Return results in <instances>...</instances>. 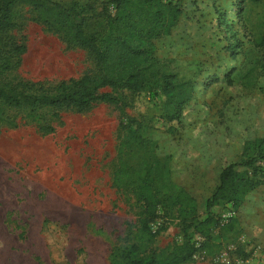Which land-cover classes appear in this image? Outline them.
I'll return each instance as SVG.
<instances>
[{
	"label": "rangeland",
	"instance_id": "obj_1",
	"mask_svg": "<svg viewBox=\"0 0 264 264\" xmlns=\"http://www.w3.org/2000/svg\"><path fill=\"white\" fill-rule=\"evenodd\" d=\"M54 1L87 7L96 28L115 11L111 0ZM173 1L182 15L170 35L155 40L152 69L191 83L177 119L166 116L161 81L125 89V105L100 101L84 112L46 106L34 111L37 118L26 103L0 100V236L12 239L21 264H113L126 239L146 255L167 254L189 237L198 250L183 264H264V181L225 221L230 225L216 224L232 208L228 198L207 209L222 168L246 160V143L264 137V0ZM54 17L29 4L15 10L16 25L0 35V48L27 50L21 63L1 68L0 84L54 88L94 68L86 49L56 31ZM129 120L153 145L124 139L121 123ZM156 159L194 200L162 199L149 232L141 228L139 199L147 192L129 175ZM160 172H151V188L176 198Z\"/></svg>",
	"mask_w": 264,
	"mask_h": 264
},
{
	"label": "trees",
	"instance_id": "obj_2",
	"mask_svg": "<svg viewBox=\"0 0 264 264\" xmlns=\"http://www.w3.org/2000/svg\"><path fill=\"white\" fill-rule=\"evenodd\" d=\"M115 5L113 15L106 24L93 27L87 18L88 8L74 3L65 6L54 0H0V35L11 30L15 25V10L20 5L29 4L35 10L53 14L51 22L57 32L63 33L70 43L88 51L94 61V68L79 78L62 80L54 88H47L41 82L25 81L15 84H0V100L11 107L26 103L30 115L38 117L34 111L40 107L67 108L84 112L100 101L114 105H125L124 90H141L158 84L162 87L166 101V116L177 119L185 103L191 98V83L169 80V75L160 74L153 68L155 40L172 33L182 15V8L173 0H111ZM89 7V11L93 8ZM12 44V43H11ZM5 43L0 48L1 68H11L21 63L22 54L26 52L25 44ZM109 88L110 90H106ZM48 130H53L50 126ZM124 139H137L142 144L151 143L141 132L134 120L121 123ZM125 142V140L123 141ZM121 150L123 151V144ZM154 152V151H152ZM246 160L229 163L222 168L219 183L207 200V209H211L221 199L232 202L238 209L245 202L248 194L264 181V137L248 141L243 151ZM156 157V156H155ZM143 170L129 175L134 185L145 192L139 193L144 204V222L141 228L150 232L148 224L159 217L158 206L163 200H194V197L183 186L171 178L170 167L160 159L150 162ZM260 162V163H259ZM248 167V168H244ZM244 168V169H241ZM251 169V170H250ZM159 170L160 180L177 190L178 195L161 194L153 190L155 181L151 172ZM213 218H207L205 222ZM221 223L218 226L230 225ZM121 249V258L115 257L113 264H183L195 256L198 250L195 242L189 237L182 244L176 245L167 254L155 251L143 255L138 242L127 239Z\"/></svg>",
	"mask_w": 264,
	"mask_h": 264
},
{
	"label": "crops",
	"instance_id": "obj_3",
	"mask_svg": "<svg viewBox=\"0 0 264 264\" xmlns=\"http://www.w3.org/2000/svg\"><path fill=\"white\" fill-rule=\"evenodd\" d=\"M222 171V170H221ZM220 171V172H221ZM4 220H5V213H2L0 211V225L4 224ZM0 264H21V261H17L13 258V256L11 255V252H15L17 251L16 248H14L15 244H13L12 239L4 237V236H0ZM22 254H26L27 248L26 247H22L19 250ZM17 261V262H14ZM22 264H27L26 262L22 263Z\"/></svg>",
	"mask_w": 264,
	"mask_h": 264
},
{
	"label": "built area",
	"instance_id": "obj_4",
	"mask_svg": "<svg viewBox=\"0 0 264 264\" xmlns=\"http://www.w3.org/2000/svg\"><path fill=\"white\" fill-rule=\"evenodd\" d=\"M236 213L234 207L232 206L231 210H229L227 213H224L222 215V223H225L226 220L230 219L232 216H234Z\"/></svg>",
	"mask_w": 264,
	"mask_h": 264
}]
</instances>
